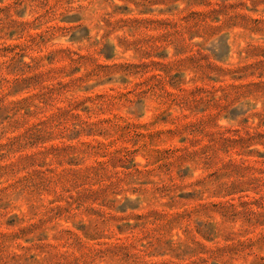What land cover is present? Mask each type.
Listing matches in <instances>:
<instances>
[{
  "label": "rangeland",
  "instance_id": "1",
  "mask_svg": "<svg viewBox=\"0 0 264 264\" xmlns=\"http://www.w3.org/2000/svg\"><path fill=\"white\" fill-rule=\"evenodd\" d=\"M0 264H264V0H0Z\"/></svg>",
  "mask_w": 264,
  "mask_h": 264
}]
</instances>
